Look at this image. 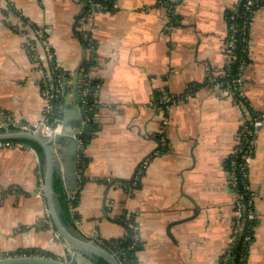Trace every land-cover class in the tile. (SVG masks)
<instances>
[{
	"label": "crops",
	"instance_id": "crops-1",
	"mask_svg": "<svg viewBox=\"0 0 264 264\" xmlns=\"http://www.w3.org/2000/svg\"><path fill=\"white\" fill-rule=\"evenodd\" d=\"M239 1L113 0L104 9L102 0H0V123L44 115L42 73L14 27L24 20L67 71L61 120L78 113L75 85L88 106L79 222L70 231L103 245L127 233L118 220L126 212L143 242L141 264H223L237 201L229 161L247 104L264 111V0L251 17L244 101L224 92L227 16ZM89 76L95 84L87 95ZM10 143L0 145V257L72 261L45 195L44 160L35 147ZM140 162L134 179L110 188L107 208L116 221L107 219L108 181L130 178ZM249 182L257 220L243 264H264V124ZM87 257L80 261L90 264Z\"/></svg>",
	"mask_w": 264,
	"mask_h": 264
},
{
	"label": "built area",
	"instance_id": "built-area-1",
	"mask_svg": "<svg viewBox=\"0 0 264 264\" xmlns=\"http://www.w3.org/2000/svg\"><path fill=\"white\" fill-rule=\"evenodd\" d=\"M107 3L100 2L97 4L99 8H102L103 6H106ZM117 0L114 2V6H117ZM241 5L245 6V14H244V21L243 23L237 24L238 16L241 15L240 13V7ZM261 6L263 5L261 3V0H240L234 7L233 14H231L229 17L231 18L230 22V27L234 25L235 27H232V30H229V34L226 39V46L225 50L228 55V66L229 70H231V66L233 62L235 61L236 54H235V49L237 47V40L239 39L236 32L239 26L245 31L248 29V26L250 24V16L249 12H253L254 6ZM93 13H89L88 18H92ZM6 17H8L6 15ZM15 29L20 31L26 38V45L28 50L31 52L32 56L34 57V62L37 67V69L42 73V76L46 77L48 80H45V83H43V88H44V101H45V106H44V115L41 120H38L35 123L31 122H20L13 117H8L5 121L0 123V126H11L17 129H22V130H32V131H37L39 128H42L41 130H45L46 132H58L61 129L62 126V120L61 116L59 114V111H61V96H62V91L61 88L58 84V80L55 84L51 83V80H49L48 77H52V71L53 69L59 70L61 68V64L57 63L55 66L52 68L51 65L53 62V59L55 60V56L53 53V49L51 46H49L46 42L45 35L40 33V30L36 28V26L33 24V22H27V20L22 21L20 25L16 24ZM36 39V41H34ZM41 45V46H40ZM41 47V49L39 48ZM94 48V45L91 46ZM246 65V59H242V63L240 64V69L237 75L233 77V82L238 85L239 87L237 89V92L239 96H243V83H244V77H243V71L244 67ZM47 72H46V69ZM51 68V70H50ZM62 75V73H58V76ZM87 75V74H86ZM88 76V75H87ZM43 79V77H42ZM66 80V79H65ZM230 82V81H229ZM91 91V86L88 83V80H86L85 84V92L88 95ZM224 92L229 94L230 92V86H226ZM172 98L166 97L165 101L166 102H171ZM56 100V101H55ZM237 104L241 107L243 103L241 101H237ZM58 113L57 117H53L55 113ZM53 119L51 120V118ZM245 124L241 129V133L237 135V146L232 154L231 157V164H230V176H231V182L233 183L234 187L237 190V203L238 207L236 210V218L234 221V227H233V235H232V245L231 247H234L237 243V241L241 238L243 239L242 241L245 242L246 244L249 243L254 235L252 232V229L254 228V220L256 218V213L253 208V191L252 187L250 185V182H244V190L241 191L237 189V186L239 185L240 177L237 172V160L236 156L239 155L241 150L246 147L247 150L243 154V162L239 164L241 174L243 178L249 177V168H250V163L254 157L255 153V148H256V139L258 135L259 129L263 126L264 124V112L261 113L258 117L256 118H251L250 115L245 114ZM166 122V121H164ZM166 124V123H165ZM44 133V132H43ZM9 140H2L0 141V145H5V144H11ZM250 195V200L248 203H244V197L247 195ZM242 252H245V248L243 249ZM235 259V258H234ZM230 259L231 263L233 264H239L236 260ZM229 262V260H228Z\"/></svg>",
	"mask_w": 264,
	"mask_h": 264
},
{
	"label": "water",
	"instance_id": "water-1",
	"mask_svg": "<svg viewBox=\"0 0 264 264\" xmlns=\"http://www.w3.org/2000/svg\"><path fill=\"white\" fill-rule=\"evenodd\" d=\"M74 96L78 105V113L74 114L75 118H71L68 114L65 115L62 119L60 131L54 132L51 137L46 136L40 130L32 132L11 126H0L1 140L28 138L37 141L42 146L45 164V195L56 227L61 235L64 236L68 245L74 250L68 254L72 261L69 262L68 259L61 260L56 257L37 254L0 257V264H84L80 259L82 260L86 255L90 264H98V258L104 259L109 264H122L115 253L97 240L89 239L70 231L68 224L63 221L59 213L57 193L54 189L57 160L59 158L61 161V174L66 190L68 194L72 195L78 189L81 180V171L79 169V160L82 158V155H80L81 141L87 138L89 134V117L86 112L88 106L82 101L76 85ZM140 165L141 162L136 166L130 178L114 177L108 181L103 197V212L107 219L116 221L115 218L110 216L107 208V198L110 188L116 182L134 179Z\"/></svg>",
	"mask_w": 264,
	"mask_h": 264
},
{
	"label": "trees",
	"instance_id": "trees-1",
	"mask_svg": "<svg viewBox=\"0 0 264 264\" xmlns=\"http://www.w3.org/2000/svg\"><path fill=\"white\" fill-rule=\"evenodd\" d=\"M104 3H107L109 5L112 4L113 0H102ZM258 6V5H257ZM257 6H254V9H257ZM233 10H230L228 12V16H230L231 14H233ZM240 13L241 15L238 16V20H237V24L240 25V23H243L244 21V14H245V6L241 5L240 7ZM246 15V14H245ZM253 15V12H249V16H250V22H251V17ZM237 36H238V40H237V47L235 49V54L237 55L235 58V61L233 62L232 66H231V70L228 71V73L225 75V79L227 82H232L233 85H236L233 82V77L235 75L238 74L239 69H240V64L242 63V59H246V62L249 60V45H248V39L250 37V24L248 26V29H246L245 31H243V29L241 28V26L238 27L237 32H236ZM90 64H84L83 68L85 67L86 70L90 67ZM63 70V69H62ZM65 72H67L65 70ZM67 75V74H66ZM57 78H55L54 81H56ZM52 82V79H51ZM57 82V81H56ZM55 82V83H56ZM95 84V82H93ZM234 89L236 90V87H234ZM64 93L61 96V100L64 99V94L66 91V87L64 88ZM236 98H238L239 100H243V98L241 96H239V94L237 93ZM244 101V100H243ZM247 104V102H245ZM264 111H256L254 110L249 104H247V115H250L251 118H256L258 117L261 113H263ZM59 114L61 116V111H59ZM58 113L56 112L53 117H57ZM53 117L51 118V120L53 119ZM91 134L88 135L87 140L90 138ZM9 141H19V142H23L26 143L28 145H31L33 147H35L38 152L40 153L42 160H44V152H43V148L42 146L35 140L32 139H28V138H18V139H7ZM247 148L244 147L241 152L239 153V155L236 156V160L238 161L237 163V172L238 175L240 177V182L239 185L237 186V189L243 191L244 190V182L249 181V177L247 178H243L242 174H241V170H240V165L243 162V154L246 152ZM87 163V159L83 156L80 159V163H79V169L81 171V169L83 167H85ZM231 164V159L229 161V166ZM131 183V182H130ZM131 185V184H129ZM54 189L55 192L57 193V199H58V203H59V213L60 216L62 217L63 221L68 224V225H75L76 224V219L78 218V212H77V207L80 203L81 200V190H77L76 192H74L72 195L68 194L65 184H64V179L61 173L59 172H55V178H54ZM250 200V195L248 194L247 196L244 197V203H248ZM253 203V201H252ZM133 215H128L126 212H124L123 214L120 215V217L118 218V220L120 222H122L127 229V233L119 238H113L111 240H105L103 241V245L106 246L108 249H110L113 253H115L117 255V257L119 258V260L121 261L122 264H141L139 261V257H138V251L142 248L143 242L141 241L140 237L138 236V232L137 229H135L133 227L132 224H130L131 222H134L133 220ZM135 223V222H134ZM256 224V221L254 222V226ZM252 232H254V228L252 229ZM243 239H239L236 243V245L233 247L234 251H233V256L239 264H243L246 260V254H247V244L245 242L242 241ZM244 244L245 246V252H242L244 247H242ZM30 254L31 252H25ZM50 255V254H49ZM231 258V259H232ZM233 260V259H232ZM98 264H109L107 261H105L104 259L100 258L97 261Z\"/></svg>",
	"mask_w": 264,
	"mask_h": 264
},
{
	"label": "rangeland",
	"instance_id": "rangeland-1",
	"mask_svg": "<svg viewBox=\"0 0 264 264\" xmlns=\"http://www.w3.org/2000/svg\"><path fill=\"white\" fill-rule=\"evenodd\" d=\"M114 4V3H113ZM108 6H110L109 4H107V6L105 7V6H103V7H105L104 9H106V8H109ZM102 7V8H103ZM234 10V9H233ZM227 18H228V21H229V30H232V27H235V23H234V25H232L231 27H230V22H231V18L229 17V16H227ZM27 22H32V21H28L27 20ZM22 23V22H21ZM20 23V24H21ZM250 24H251V22H250ZM14 27H15V25H14ZM37 28V27H36ZM38 30H39V28H37ZM227 39V38H226ZM34 41H36V39L34 40ZM91 45V44H90ZM92 50L94 49V48H92V47H90ZM53 51V50H52ZM53 53H54V51H53ZM54 56H55V53H54ZM90 60H88L89 62L92 60V58H89ZM52 63V65H51V67L53 68L54 66H55V64H57V63H60L58 60H57V58H56V56H55V60L53 59V62H51ZM61 64V63H60ZM46 69V68H45ZM63 69V70H62ZM50 70H51V68H50ZM228 71H229V66L227 65V68H226V71H225V73H224V76L228 73ZM46 72H47V69H46ZM62 73V75H60V76H58V73ZM52 77H48L49 78V80H51L52 79V84H55V82L58 80V84H59V86H60V88H61V91H62V94L64 93V88L66 87V81H67V79L65 80V78L67 77V75H66V72H65V69L63 68V66H62V64H61V68L59 69V70H55V69H53V71H52ZM43 77V79L41 80V87H42V91L44 92V88H43V83H45V80H48L46 77H44V76H42ZM243 77H244V74H243ZM55 78H57V80L56 81H54L53 82V80H55ZM244 82H245V80H244ZM88 83L89 84H93V80L90 78V76H89V78H88ZM222 83H224L225 84V86L224 87H226V86H230V92H229V95H231V96H233V97H235L236 96V94L238 93L237 92V89H238V87H239V84L238 85H233L232 84V82H227L226 80H224V82H222ZM243 85H244V83H243ZM234 87H236V90L234 89ZM242 88V87H241ZM243 91V90H242ZM169 97V96H168ZM171 98V97H170ZM172 100V99H171ZM56 101V100H55ZM44 103H45V101H44ZM245 107V106H244ZM245 109L247 110V108L245 107ZM245 114L247 115V111L245 112ZM245 114H244V117H243V122H242V125H241V127H240V129H239V131H238V133H237V135H239L240 133H241V129H242V127L244 126V124H245ZM42 119V118H41ZM41 119H39V120H41ZM257 140V139H256ZM12 142H14V141H12ZM254 155H255V153H254ZM233 184V183H232ZM237 200H238V197H237ZM237 207H238V203H237V201H236V210H237ZM257 220V215H256V218L254 219V220H252V222L251 223H253V222H255ZM235 221V220H234ZM76 222H79V220H78V218L76 219ZM130 224H132L133 225V227L136 229V226H135V223L134 222H131ZM233 227H234V224H233ZM232 235H233V228H232ZM233 243H232V236H231V243H230V245L227 247V249L225 250V252L223 253V256H222V263L223 264H233V263H231V261H230V259L232 258V256H233V251H234V249H233V247H231V245H232ZM246 246V245H245ZM245 246H244V244H243V246L242 247H244L245 248ZM235 257V256H234ZM234 257L232 258V259H234ZM228 260H229V262H228Z\"/></svg>",
	"mask_w": 264,
	"mask_h": 264
},
{
	"label": "bare ground",
	"instance_id": "bare-ground-1",
	"mask_svg": "<svg viewBox=\"0 0 264 264\" xmlns=\"http://www.w3.org/2000/svg\"><path fill=\"white\" fill-rule=\"evenodd\" d=\"M42 128H39V130L41 131V132H44V134L46 135V136H49V137H51L52 135H53V131H49V132H46L44 129L43 130H41ZM28 131H32V130H28ZM32 132H38V130L37 131H32Z\"/></svg>",
	"mask_w": 264,
	"mask_h": 264
}]
</instances>
